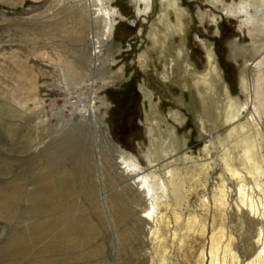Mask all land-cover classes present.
I'll list each match as a JSON object with an SVG mask.
<instances>
[{"label":"bare ground","instance_id":"bare-ground-1","mask_svg":"<svg viewBox=\"0 0 264 264\" xmlns=\"http://www.w3.org/2000/svg\"><path fill=\"white\" fill-rule=\"evenodd\" d=\"M138 1V14L148 17L154 0ZM210 1L214 7L221 6V10L243 16L254 26L253 38L256 41L252 49L239 47L234 51L236 58L255 55L241 71V89L245 99L232 96L214 44L203 42L207 65L204 72L198 70L185 42L189 31V11L181 6L180 0H162L163 12L157 16L156 22L151 23L149 41L155 49L161 50L160 53L157 51L160 58L164 57L169 47L177 50L176 58L168 60L160 72L161 79L168 84L175 83L183 90L190 89L192 107L200 109L195 115L200 140L209 144L205 143L201 149L206 156L202 160H195L187 153L185 157L181 155V147L186 141L180 139L178 128L170 127L168 120L160 114L153 92L142 87L151 104L149 121L154 127L149 132L151 145L145 155L147 166L144 167L139 158L116 147L108 131H104L108 125L98 115V99L101 105L106 104V99L97 95L98 88L94 86L101 79L106 81L108 78V63L113 57L115 45L112 38L120 13L113 8L111 0H73L74 8L80 14L77 23L85 30L74 36L78 43L67 72L78 74L82 82L88 83L90 90L69 98L71 106L76 103L82 110H73L76 120H72L71 116L68 121L83 127L72 128L67 133V139L60 141H70V150L79 159V153H76L80 152V148L77 149L79 143H71V139L79 136L83 140L91 136L95 142L102 138L113 147L109 153L105 150L101 152L103 172L106 169L111 172L114 186L109 191L101 190L99 202L103 204V209L98 215L106 224H111L116 238L119 224H123L126 230L141 232L144 244L156 253L157 259L153 264H191L192 261L195 264H264V0H240L229 6L226 0ZM141 2H144V8ZM198 15L200 22L205 24L208 12L199 11ZM99 25H102L101 34L89 36L90 29ZM177 40L182 41L179 48L174 47ZM81 46L83 49L79 48ZM153 47L138 56V64L145 70L150 69L152 51H155ZM178 100L186 106L184 98ZM66 105L53 103L52 115L61 118ZM23 114L26 118V113ZM170 116L180 124L186 120L179 111L171 112ZM36 118L40 119L38 123L34 121L38 127L46 121L38 113ZM39 129L41 131V127ZM214 150L216 155H213ZM183 160L185 163H182ZM190 160L192 163L188 164ZM79 165L78 169L64 166L55 170L54 190L47 194L48 197L53 194L55 227L59 238L56 249L61 251L71 250L76 243L80 247L87 237L91 239L89 235L92 232L96 233L93 231L96 227L91 224L94 218L91 219L89 211L81 207L84 203L73 183L76 172L81 181L80 193L85 191L93 204H90L91 207L95 209L98 201L92 190L94 185L89 181L85 184L88 169L85 172L82 163ZM196 202L204 213H191ZM81 211L87 213L81 214ZM187 211L190 213L188 217ZM65 223L68 226L63 234L61 227Z\"/></svg>","mask_w":264,"mask_h":264},{"label":"rangeland","instance_id":"rangeland-1","mask_svg":"<svg viewBox=\"0 0 264 264\" xmlns=\"http://www.w3.org/2000/svg\"><path fill=\"white\" fill-rule=\"evenodd\" d=\"M239 1L226 0V5L237 4ZM138 2L111 0L113 8L120 13L112 38L115 43L113 57L108 63L107 80L101 79L94 86L98 88L97 95L106 99L104 105H101L100 99L97 102V106H100L98 115L108 125L104 131H108L110 140L117 148L133 154L144 167L147 166L145 155L151 145L149 132L154 127L149 121L151 104L142 89L146 87L153 92L154 103L159 105V112L168 120V125L178 128L180 139L186 141L181 147V155L185 157L187 153L195 160H202L206 156L201 149L206 142L200 140L195 116L200 109L194 105L192 107L190 89L183 90L175 83H165L160 75L167 61L176 58L177 49L169 47L164 57L160 58V54L157 57V51L161 50L155 49L149 41L151 23L156 22L157 16L163 12L162 0L153 1L148 17L138 14ZM210 2L180 0L181 6L190 13L185 42L200 72H204L207 65L203 42L214 44L221 71L231 86L232 96L244 100L241 71L255 55L236 58L234 51L239 47L252 49L256 41L253 38L254 26L245 21L243 16L230 14ZM141 5L144 8V2ZM199 11L208 12L205 24L200 22ZM78 12L73 0H0V264H153L157 259L155 251L144 244L141 232L126 230L123 224H119V235L116 238L111 224H106L98 215L103 209V204L99 202L101 190L109 191L114 186V181L110 179L111 172L107 169L103 172L105 168H102L101 152L105 150L109 153L113 147L102 138L95 142L91 136L84 140L79 136L71 139V143H79L77 149L85 148L84 151L79 149L80 152H76L79 153V159L73 154L74 151L71 152L68 145L70 141H60L67 139V133L72 128L83 127L68 121L71 116L72 120H76L73 110H82L76 103L71 106L69 98L90 90L88 83L82 82L78 74L67 72L69 60L73 59L78 43L74 36L85 30L83 25L77 23L80 17ZM101 29L102 25L96 29L92 27L89 36L101 34ZM181 43L177 40L174 47L179 48ZM152 47L155 51H152L150 69L145 70L138 64V56ZM79 48L83 49L82 46ZM181 97L185 99L186 106L178 100ZM53 103L59 106L67 104L61 118L52 115ZM174 111L184 114L186 120L182 124L170 116ZM36 112L42 116L41 119L46 120L39 127L34 122L40 120V117L35 119ZM40 127L41 131L38 130ZM163 128L167 133V129ZM213 155H216L215 150ZM79 163H82L85 172L88 169L85 184L89 181L94 185L92 190L98 201L95 209L91 207L93 204L85 191V195L82 191L80 193L81 181L75 171L73 183L79 191L77 195L84 203L81 207L89 211L91 219H95L91 220V224L97 229L93 230L96 233L89 235L93 238L91 241L87 237L83 245L79 242L80 247L76 243L71 250L61 251L56 249L59 238L55 227L53 194L49 197L47 194L54 190L55 170L64 166L77 168L76 164L79 168ZM191 163V160L188 161V164ZM218 175H215L214 182ZM36 192L40 195L37 196ZM197 205L196 202L191 213H204ZM9 206H12V210ZM67 226L68 223H65L61 227V233H65ZM63 242L65 245L66 237Z\"/></svg>","mask_w":264,"mask_h":264}]
</instances>
